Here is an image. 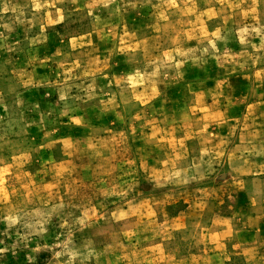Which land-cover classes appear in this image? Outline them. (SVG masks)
I'll list each match as a JSON object with an SVG mask.
<instances>
[{
    "label": "rangeland",
    "instance_id": "obj_1",
    "mask_svg": "<svg viewBox=\"0 0 264 264\" xmlns=\"http://www.w3.org/2000/svg\"><path fill=\"white\" fill-rule=\"evenodd\" d=\"M0 264H264V0H0Z\"/></svg>",
    "mask_w": 264,
    "mask_h": 264
}]
</instances>
